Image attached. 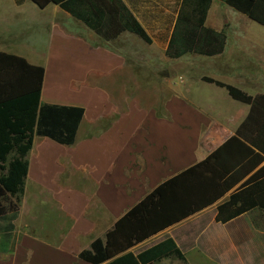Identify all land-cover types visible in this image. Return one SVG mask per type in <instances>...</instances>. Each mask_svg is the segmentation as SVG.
Instances as JSON below:
<instances>
[{"label":"crops","instance_id":"1","mask_svg":"<svg viewBox=\"0 0 264 264\" xmlns=\"http://www.w3.org/2000/svg\"><path fill=\"white\" fill-rule=\"evenodd\" d=\"M180 1L170 2L171 11L164 7L169 24L143 19L161 9L158 0H123L148 44L131 31L104 41L56 5L42 10L31 0H0V52L45 67L42 104L85 110L74 145L35 136L19 213L0 221V264H91L80 254L94 241H106L158 187L235 137L252 106L203 78L259 99L263 118L264 27L213 0L206 25L226 31L225 52L171 60L166 51ZM221 3L246 17L244 25L256 33L232 42V26L216 24ZM231 193L154 236H147L140 216L134 223L143 240L127 252L143 264H184L165 256L174 246L188 264H264V211L217 221Z\"/></svg>","mask_w":264,"mask_h":264},{"label":"trees","instance_id":"2","mask_svg":"<svg viewBox=\"0 0 264 264\" xmlns=\"http://www.w3.org/2000/svg\"><path fill=\"white\" fill-rule=\"evenodd\" d=\"M220 1L264 27V0ZM31 2L42 10L50 5L59 6L104 41L131 31L146 43H152L123 0ZM212 3L213 0L180 1L166 51L169 59L178 60L188 54L215 57L225 52L226 31L219 32L206 25ZM45 74L42 65L0 52V221L7 215H12L14 220L19 213L29 173L28 154L35 136L72 146L85 115L82 108L42 104ZM203 81L227 89L233 99L252 106L251 114L237 135L207 160L158 187L118 223L106 241L97 239L91 250L83 251L82 260L91 264H143L142 257L127 252L143 240L134 223L140 216L150 237L214 205L231 192L230 200L218 207L219 223H228L253 209L264 211V167H261L264 163V116L258 115L260 100L212 78L205 77ZM252 130L257 133L255 138L248 136ZM13 229L12 223L5 228L7 240ZM172 243L169 241L161 248ZM165 256H175L188 264L175 246Z\"/></svg>","mask_w":264,"mask_h":264},{"label":"rangeland","instance_id":"3","mask_svg":"<svg viewBox=\"0 0 264 264\" xmlns=\"http://www.w3.org/2000/svg\"><path fill=\"white\" fill-rule=\"evenodd\" d=\"M158 1L161 2L160 3L161 9L155 10L154 14L143 15L144 21L151 22L155 18L158 17L159 18L158 20H167L168 23L170 24L171 14L169 15L168 13H164V7H166L169 11H171V9H169V8H170V6L172 7L173 5H171L170 2L171 1H177V0H158ZM221 5H222V3H221ZM215 9L218 10V11L216 10L218 13L217 14L218 19H216L217 26H220V28H221V25H223V23H226V24H229L232 26L233 31L230 33L231 38H232V42H235V40L239 36L254 35L256 33L254 31L255 33L253 34V32H251V30L248 28L249 26L244 25L245 22H249V20L246 17H244V16L238 14L237 12H235L234 10L230 9L227 5L223 4L222 6L216 7ZM73 20H75V19H73ZM253 26H255V24ZM168 31H169V29H168ZM41 49H42V51H40ZM38 52H39V54L44 53V46H40L38 49ZM183 66H185V65L183 64Z\"/></svg>","mask_w":264,"mask_h":264}]
</instances>
